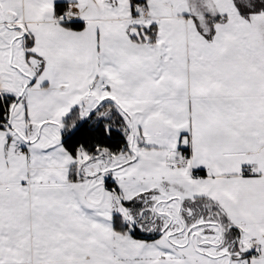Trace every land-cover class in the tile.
<instances>
[{
	"label": "snow or ice",
	"instance_id": "obj_1",
	"mask_svg": "<svg viewBox=\"0 0 264 264\" xmlns=\"http://www.w3.org/2000/svg\"><path fill=\"white\" fill-rule=\"evenodd\" d=\"M0 264H264V0H0Z\"/></svg>",
	"mask_w": 264,
	"mask_h": 264
}]
</instances>
